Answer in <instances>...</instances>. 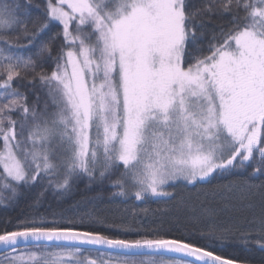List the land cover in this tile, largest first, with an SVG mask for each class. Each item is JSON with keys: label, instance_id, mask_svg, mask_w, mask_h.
<instances>
[{"label": "snow or ice", "instance_id": "snow-or-ice-1", "mask_svg": "<svg viewBox=\"0 0 264 264\" xmlns=\"http://www.w3.org/2000/svg\"><path fill=\"white\" fill-rule=\"evenodd\" d=\"M83 180L132 201L127 217L40 210ZM30 190L35 212L0 227V264L264 252V0H0V207ZM217 198L259 213L219 222ZM153 201L170 207L151 218Z\"/></svg>", "mask_w": 264, "mask_h": 264}, {"label": "trees", "instance_id": "trees-1", "mask_svg": "<svg viewBox=\"0 0 264 264\" xmlns=\"http://www.w3.org/2000/svg\"><path fill=\"white\" fill-rule=\"evenodd\" d=\"M39 3L40 0H35ZM237 182H243L248 180L246 176H234L230 178ZM250 183L260 184L261 180L252 179ZM216 183H228L224 181H214L212 185H205L203 187L212 188ZM87 181H79L73 187V189L61 196L58 193H54L49 190L44 193L41 198V211L45 214L48 210H60L67 208L70 205H78L82 210L95 211L101 215L108 216L110 218L120 219L127 217V211L133 208V202H123L121 198H110L109 193L111 191L110 186L105 183L104 185H92L91 187L86 186ZM39 190H30L25 192L18 198L15 205L8 208L0 207V227H4L7 222L15 221L18 217L33 214L35 208L33 203L36 199L37 192ZM182 195L194 193L195 190L191 187L188 189H178ZM251 203L254 207L249 208L248 205ZM140 207H146L151 212L156 211L155 216L151 218H157L161 216L162 210L170 205H165L157 202H149L146 205H140ZM205 207H211L218 212V221L222 223H231L234 221L243 222L246 218H251L254 213H259V199L249 201H233L232 204L225 208L224 202L219 198L216 200H208L205 202ZM199 211V208L196 209ZM191 210H189L190 213ZM224 254L229 257L238 258L240 261L247 262V264H264V252H261L254 245H244L239 242H230L224 249Z\"/></svg>", "mask_w": 264, "mask_h": 264}]
</instances>
